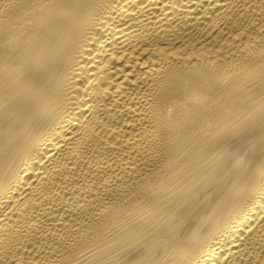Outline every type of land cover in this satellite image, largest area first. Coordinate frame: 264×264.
Returning <instances> with one entry per match:
<instances>
[{"label":"bare ground","instance_id":"6f19581e","mask_svg":"<svg viewBox=\"0 0 264 264\" xmlns=\"http://www.w3.org/2000/svg\"><path fill=\"white\" fill-rule=\"evenodd\" d=\"M0 264H264V0H0Z\"/></svg>","mask_w":264,"mask_h":264}]
</instances>
